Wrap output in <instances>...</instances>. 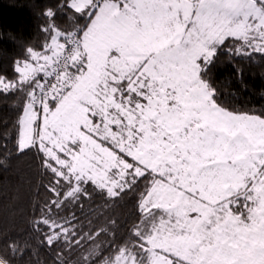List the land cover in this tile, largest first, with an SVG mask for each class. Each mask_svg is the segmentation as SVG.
<instances>
[{"label":"snow or ice","instance_id":"1","mask_svg":"<svg viewBox=\"0 0 264 264\" xmlns=\"http://www.w3.org/2000/svg\"><path fill=\"white\" fill-rule=\"evenodd\" d=\"M0 92L21 94L15 151L35 149L51 199L35 227L79 264H264V113L236 112L208 79L218 52L264 55V0H64ZM46 15L54 18L49 10ZM237 43L234 49L229 45ZM0 163H3L0 161ZM140 193L131 241L82 232L89 189ZM19 245L0 253L15 264Z\"/></svg>","mask_w":264,"mask_h":264},{"label":"trees","instance_id":"2","mask_svg":"<svg viewBox=\"0 0 264 264\" xmlns=\"http://www.w3.org/2000/svg\"><path fill=\"white\" fill-rule=\"evenodd\" d=\"M64 0H0V76L14 79L15 62L22 61L26 50H42L48 41L44 31L49 22L62 29L72 26L70 14L61 10ZM56 13L50 18L46 13ZM237 43L229 45L234 49ZM208 79L218 90L219 101L236 112L264 113V55L218 52ZM21 94L0 92V253L9 245H19L21 255L15 264H79L82 249L47 245L44 232L35 227L40 209L51 199L48 191L51 174L41 166L35 149L15 151L17 123L22 115ZM144 184L122 197H108L94 186L83 201V208L69 206L64 212L79 218L78 229L87 232L108 227L115 234L102 235V247L119 246L131 241L130 228L137 223L138 203Z\"/></svg>","mask_w":264,"mask_h":264}]
</instances>
